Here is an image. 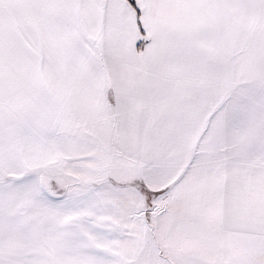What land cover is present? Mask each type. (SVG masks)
I'll return each instance as SVG.
<instances>
[{
    "label": "snow or ice",
    "instance_id": "6c2138e0",
    "mask_svg": "<svg viewBox=\"0 0 264 264\" xmlns=\"http://www.w3.org/2000/svg\"><path fill=\"white\" fill-rule=\"evenodd\" d=\"M0 264H264V0H0Z\"/></svg>",
    "mask_w": 264,
    "mask_h": 264
}]
</instances>
